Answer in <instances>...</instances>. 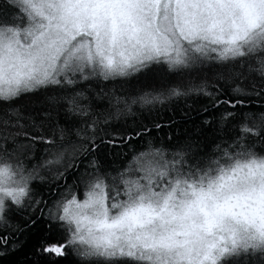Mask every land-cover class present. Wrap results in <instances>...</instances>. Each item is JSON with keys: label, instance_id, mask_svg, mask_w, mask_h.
<instances>
[{"label": "snow or ice", "instance_id": "snow-or-ice-1", "mask_svg": "<svg viewBox=\"0 0 264 264\" xmlns=\"http://www.w3.org/2000/svg\"><path fill=\"white\" fill-rule=\"evenodd\" d=\"M193 94L211 142L112 127ZM39 217L37 264H264V0H0V243Z\"/></svg>", "mask_w": 264, "mask_h": 264}, {"label": "trees", "instance_id": "trees-1", "mask_svg": "<svg viewBox=\"0 0 264 264\" xmlns=\"http://www.w3.org/2000/svg\"><path fill=\"white\" fill-rule=\"evenodd\" d=\"M109 88L112 84L109 83ZM117 91H123L125 93H135L137 91L146 90L140 86L135 78L131 79L130 83L124 84L121 89L119 85L116 86ZM227 106L221 105L219 108H212L208 97L203 95L197 97L191 95L189 97H182L179 99L173 98L166 102L163 106L158 105L155 112L151 115L143 113L139 110L134 115L127 117L126 121L122 119L119 123L114 122L112 127L124 128L128 130L138 129L140 125L147 124L151 127V132L143 139L135 138L131 142L132 147L139 149L149 140L155 139L157 144L169 145L184 142L187 137L196 139L199 137L202 140L211 142L217 135L218 129L214 130L215 120L219 118L220 112ZM207 108V111H205ZM209 121L205 123V121ZM63 123V120L61 121ZM160 124V128H156L155 124ZM108 131H112V128H108ZM42 149L37 150L39 156ZM101 158L105 160V163L112 167H119L125 162L123 154L120 158H116L114 155H109L105 146L100 147ZM86 161H82L80 167L85 166ZM71 177H69V182ZM41 185V182H36ZM43 187L44 200L49 203L55 196L56 192H49L48 187ZM44 201H41L43 206ZM45 212L47 209H44ZM38 215V213H37ZM24 217L18 216L14 218V222L23 223ZM34 231L25 229L23 232H13L7 240V243H0V251L6 249L5 255L0 256V264H37L39 259L38 254L34 253V245L37 243V239L43 235L46 231L44 218L39 217L36 220V224L32 226ZM243 259V258H241ZM249 264H251V257H249Z\"/></svg>", "mask_w": 264, "mask_h": 264}]
</instances>
